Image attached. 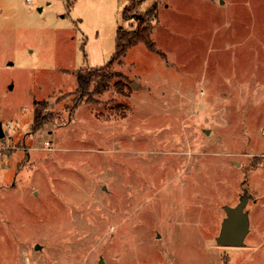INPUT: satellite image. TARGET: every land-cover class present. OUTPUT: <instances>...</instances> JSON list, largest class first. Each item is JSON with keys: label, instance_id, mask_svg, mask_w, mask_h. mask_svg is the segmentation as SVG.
Here are the masks:
<instances>
[{"label": "rangeland", "instance_id": "rangeland-1", "mask_svg": "<svg viewBox=\"0 0 264 264\" xmlns=\"http://www.w3.org/2000/svg\"><path fill=\"white\" fill-rule=\"evenodd\" d=\"M153 7L154 49L106 68ZM7 124L0 264H264V0H0ZM243 190L249 232L220 246Z\"/></svg>", "mask_w": 264, "mask_h": 264}, {"label": "trees", "instance_id": "trees-1", "mask_svg": "<svg viewBox=\"0 0 264 264\" xmlns=\"http://www.w3.org/2000/svg\"><path fill=\"white\" fill-rule=\"evenodd\" d=\"M153 9L154 7L146 13H142V16H140L137 20L139 22V27L137 30L134 31H126L123 30L122 27H120L117 31L116 36V43H115V52L113 54L112 59L106 64V68L111 65L115 60H121L124 58L126 52L128 49L136 46L137 44H144L149 49L153 50L154 45L151 42L150 34L152 32L151 25L147 22V18H151L153 16ZM126 11L127 8L123 11V17L126 18ZM127 19V18H126ZM146 19V20H145ZM145 23V24H144ZM150 25V26H149ZM105 66V65H104ZM97 67L92 68L93 70L84 75L83 70L79 69L76 71V81H77V95H85L86 90L88 87L92 84L94 87L97 88H103L106 83L113 78V74L104 73L103 69L105 68ZM116 76H119V74H116ZM36 116L34 123H37L35 125L36 129L39 128L41 121H44L41 117V112L39 111L38 105H36Z\"/></svg>", "mask_w": 264, "mask_h": 264}, {"label": "water", "instance_id": "water-1", "mask_svg": "<svg viewBox=\"0 0 264 264\" xmlns=\"http://www.w3.org/2000/svg\"><path fill=\"white\" fill-rule=\"evenodd\" d=\"M3 137L0 125V138ZM250 196L243 190L237 204L233 207L225 206V217L221 222L216 243L220 246H242L249 232L248 213L245 206Z\"/></svg>", "mask_w": 264, "mask_h": 264}, {"label": "built area", "instance_id": "built-area-1", "mask_svg": "<svg viewBox=\"0 0 264 264\" xmlns=\"http://www.w3.org/2000/svg\"><path fill=\"white\" fill-rule=\"evenodd\" d=\"M32 0H25L26 3H30ZM2 131H3V135H7L9 133V125L7 124L5 126V129L2 128ZM9 150L8 147H5L4 149L3 148H0V155L3 154L4 151H7Z\"/></svg>", "mask_w": 264, "mask_h": 264}, {"label": "crops", "instance_id": "crops-1", "mask_svg": "<svg viewBox=\"0 0 264 264\" xmlns=\"http://www.w3.org/2000/svg\"><path fill=\"white\" fill-rule=\"evenodd\" d=\"M209 1H211L212 3H214L215 0H209ZM27 158H29V154H27Z\"/></svg>", "mask_w": 264, "mask_h": 264}, {"label": "bare ground", "instance_id": "bare-ground-1", "mask_svg": "<svg viewBox=\"0 0 264 264\" xmlns=\"http://www.w3.org/2000/svg\"><path fill=\"white\" fill-rule=\"evenodd\" d=\"M28 263V262H27Z\"/></svg>", "mask_w": 264, "mask_h": 264}]
</instances>
